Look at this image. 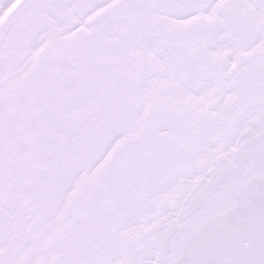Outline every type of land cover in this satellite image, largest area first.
<instances>
[{"label":"snow or ice","instance_id":"1","mask_svg":"<svg viewBox=\"0 0 264 264\" xmlns=\"http://www.w3.org/2000/svg\"><path fill=\"white\" fill-rule=\"evenodd\" d=\"M0 264H264V0H0Z\"/></svg>","mask_w":264,"mask_h":264}]
</instances>
